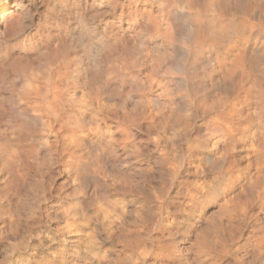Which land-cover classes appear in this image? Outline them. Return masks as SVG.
<instances>
[{
    "label": "bare ground",
    "instance_id": "6f19581e",
    "mask_svg": "<svg viewBox=\"0 0 264 264\" xmlns=\"http://www.w3.org/2000/svg\"><path fill=\"white\" fill-rule=\"evenodd\" d=\"M157 2L158 0H47L52 11L46 14L44 0H0V38L5 31L14 27L19 16L32 15V23H40L37 32L39 45L51 46L38 57L8 71L0 66V241L8 239V235L16 236L19 231L17 221L23 213L19 215L13 207L21 203L24 195L31 190L32 184L35 186L37 181L49 177L53 171L65 180L61 179L65 182L64 185L75 186L72 192L67 193L66 188V191H58L56 202L60 204L62 198L68 197L76 199L80 207V215H76L82 221L75 219L76 211H72L73 214L68 211L71 207L66 210L62 204H56L55 211L58 216L52 220L50 217L48 225L49 228L65 230L68 234L73 230H80L88 223L89 198L106 203L105 200L111 195L107 189L109 179L131 175L136 183H146V180H154L155 174L160 176L171 160L175 163L174 167L171 165L172 168L169 169L167 166L168 173H165V178L162 177L170 185L168 189L174 187L176 177L181 174H185V178L190 175L196 178L206 177L202 181L205 198L217 194L223 183L235 186L233 178L224 182L222 177L231 176L227 173L229 170L240 169L244 165L240 182L232 190L233 195L225 193L227 197L222 199L224 202L218 203V214L207 220V224L208 227H214L225 217L228 224H234L237 234L244 238L245 245L252 240L255 242L264 234V114L251 117L250 113L257 110V105L254 101L249 104V97L255 91L259 90L264 94V44L256 38L264 32V0H160L161 3L169 5L166 26L162 30L159 27L160 18L150 19L147 15L149 9L152 12L158 10ZM113 5L118 6L97 26V34L105 32L113 39L107 41L100 50L98 63L92 64L85 49L88 41L83 39V30L78 26L76 17L78 14L91 15L94 12L108 11ZM134 7L140 13L137 26L148 28L147 39L128 40L133 30L129 21ZM117 36L123 40L115 39ZM53 41L55 42L52 44ZM4 62V58L0 57V64ZM160 69L166 75L157 79L153 73ZM250 82L257 86L256 89L250 91ZM137 83L141 86L134 89L133 86ZM5 121H8L7 125ZM6 128L10 137L16 139V143L6 140ZM33 136L37 142H25ZM161 168H164L162 172ZM85 172L88 173L87 183L83 179ZM190 181L192 186L194 179ZM131 183L127 188L135 182ZM143 183L140 185L145 186ZM184 183H178L179 189L174 191L177 195L184 190ZM194 183L192 182L193 185ZM39 186L41 185L36 187ZM157 188L155 187V192L149 189L156 193L161 189ZM77 189L79 194L76 196ZM135 189L131 188L129 191ZM201 189L200 192L197 191L199 195L202 194ZM209 189L212 191L211 195H208ZM74 190L76 191L73 192ZM38 191L39 195L44 194L43 191ZM54 192L53 195L56 194ZM35 197H32L33 202ZM38 198L36 202L42 200ZM90 201L91 205L98 203ZM178 202L183 203L184 200L180 199ZM21 210L18 211L22 212ZM202 219L197 220L198 225L207 218ZM33 223L31 222L32 227L35 224ZM98 226H94V230ZM102 228L103 226L100 229ZM34 231L33 233L36 232ZM175 231L177 233L179 230L175 227ZM232 232L234 231L231 230L230 235ZM92 233L95 236L94 231ZM19 235L13 243L23 247V243L29 241V238L23 232ZM46 236L50 244L59 245L61 242L73 241L72 237L58 231L47 233ZM195 242L203 250L201 264H225L224 256L212 247L211 239L201 235ZM133 244L136 245V242ZM221 244L219 242L217 245ZM17 264H25L24 256H19Z\"/></svg>",
    "mask_w": 264,
    "mask_h": 264
},
{
    "label": "rangeland",
    "instance_id": "374dc122",
    "mask_svg": "<svg viewBox=\"0 0 264 264\" xmlns=\"http://www.w3.org/2000/svg\"><path fill=\"white\" fill-rule=\"evenodd\" d=\"M127 150H130V148H127ZM129 153H130V151H129ZM143 158V157H142ZM141 159V158H140ZM144 160V159H143ZM172 161V163H170ZM171 161H168V163H169V165H168V163L166 164V170L164 171V172H162L163 170L162 169H164V168H161L160 169V172H162V174L160 175V176H158L157 174H155V177H154V180L152 179L151 181H148L147 182V180L145 181L146 183H143V181L141 182L139 179H137L138 181H140L139 183H136V179H134L133 180V178H132V176L131 175H129V176H127V175H125L124 177H122V176H120L118 179H119V181H118V179L116 178V179H109L108 181H107V189L110 191V194L112 195H110L109 196V198L107 199V200H105L106 201V203L104 202V204H103V201H98V200H96L98 203H95L96 201L95 200H93L92 198H89V200H91L90 202H94L95 204H92L91 205V203H89V200H88V210L90 211H87V219H89V221L87 220V222L88 223H86L85 225H83L82 227H81V229L80 230H73V231H71V233L69 232L68 234H70V235H68L67 234V232L65 231V230H61V229H59V228H53V227H50L49 228V224H50V221H49V219H50V217H52L50 220H52V219H55L56 218V216H58L57 215V213H56V204L57 205H60V204H62V207L64 208L65 207V209L66 210H68L70 207L71 208H73L72 210H71V208L68 210L71 214H73L72 213V211H76L75 212V216H76V220L77 221H80L81 220V218H80V207L78 206L79 205V203L77 202V200L76 199H73V198H70V197H68V198H62L63 200L61 201V203L60 204H58V202H56V198H57V194L59 193L58 191H61V192H63V190L64 191H66V189H67V193L68 192H72V190L74 189L73 187H75V186H72V185H70L69 184V186H66V185H64L65 184V182H63V181H65V180H63V178H60V176L58 175V174H56L54 171L52 172V174H49V177H46V178H48L47 180H46V178H43V179H45V180H43V179H41L40 181H37L36 182V184H34L35 186H33V184L31 185V190L30 191H28L25 195H24V197L25 198H23V196H22V198L25 200V203H26V200H27V205L25 206V203H22L24 200L22 199L21 200V203H19V204H17V207L19 208V206L18 205H20V207L21 208H19V209H22L21 211L22 212H20V211H18L19 209L16 207V206H14V207H16V208H14L13 207V209H17L16 211H17V213L19 214V215H21L22 213V215L21 216H19L20 218H19V220L17 221V222H19V231H18V233L16 234V236L15 235H8V236H10V237H7L8 239H5L4 241H0V246H1V248H0V264H17V259H19V256L20 255H22V256H24V258H25V262H27V264H147V258H148V256H149V254H150V245H152V244H158V243H160V242H162V241H164V240H173V243L175 244V246L177 247V248H180V251L183 253H185V256H187V255H189V257L187 256V258H186V260H185V262H184V264H195V262H196V264H201V257L203 256V250H200L199 249V247L196 245V240H197V238H199L201 235H204V236H206L207 238H209V239H211L212 240V247L213 248H215V250L218 252V253H220V255L222 256H224L225 257V255H226V253H227V244H228V242L231 240V238L233 239L235 236H236V234H237V229H236V227L234 226V224H232V226H231V223H227L226 222V219H225V217H222V223H221V221L220 222H217V226L218 227H215L216 225H214V227H213V229L211 230V228L212 227H208L209 225L207 224L208 222H207V220H211V217L213 218L215 215H217L218 214V210H219V207H220V204H222L224 201H222V199H226V197H227V195H225V193H227L228 195H233V192H232V190L235 188V186L236 185H238V183L240 182V179H241V177L239 176V177H233V183H234V185L235 186H229V185H227V184H224L223 183V185H221L220 186V188L218 189V193L217 194H213V195H211L210 197H207V198H205L204 196H205V194H206V192H205V188H202V181H204L205 179H206V177L205 178H203V177H197L196 178V176H189V177H187V178H185L184 176H185V174H181V176L179 175L178 177H176V179H175V184L173 185L174 187L173 188H171V189H168V187L170 186V185H168V183L167 182H165L164 180L165 179H163L162 180V177L163 178H165V176H166V174L168 173L167 171L170 169V168H172L171 167V165L174 167V161L173 160H171ZM169 167V169H168V167ZM242 168H244V165H242L241 166V168L240 169H233V171L232 170H229L227 173H229L231 176L232 175H235L236 173L235 172H239V173H241L242 172ZM168 169V170H167ZM235 170V171H234ZM231 171L233 172V173H231ZM56 175H55V174ZM166 173V174H165ZM55 175V176H54ZM163 175V176H162ZM241 175V174H240ZM53 176V177H52ZM127 176V177H126ZM131 176V177H130ZM158 176V178L157 179H155L156 177ZM122 177V178H121ZM131 178L130 180H128L129 178ZM160 177V178H159ZM182 177H184V178H182ZM54 179V180H52V179ZM123 179V178H125V179H123V180H121V179ZM128 178V179H127ZM181 180H180V179ZM191 178V181L194 179V181H192L193 183L194 182H196L197 183V185L195 186V184L196 183H194V185L192 184V182L189 180ZM49 179H51V181H49ZM63 181H62V180ZM126 179H127V182H125L126 181ZM159 179H161V180H159ZM184 179H186L185 181H184ZM202 179V180H201ZM131 180H133V181H131ZM155 180H156V182H155ZM43 183H42V182ZM47 181H49V182H47ZM59 181H61V182H59ZM123 181V182H122ZM129 181H131V182H129ZM161 181V182H160ZM189 181L191 182V185L192 186H190V183H189ZM45 182H47V183H45ZM52 183V185H51V183ZM59 184H58V183ZM110 182L112 183V184H110ZM122 182V183H125L127 186H125L124 184H122V186L123 187H121V184L120 183ZM135 182V183H134ZM149 182H151L150 184H149ZM163 182H165V183H163ZM180 182H185L183 185V187H182V189H184V190H181L182 191V195L180 194H176L175 192L177 191V189H179V187H177V185H178V183H180ZM42 183V184H41ZM50 183V184H49ZM129 183H131V184H135V186H134V184H133V186L131 185L130 187L132 188V189H135L136 187L138 188V189H135V191H133V190H130L129 191V189H131L130 187L129 188H127L128 186H129ZM146 184L145 186H143V185H140V184ZM147 183H148V185H147ZM136 184H137V186H136ZM153 184V185H152ZM156 184V185H155ZM161 186H159V185ZM167 184V185H166ZM37 185H41V186H39V187H36ZM58 185H60L59 186V188H58ZM63 185H64V188H63ZM113 185V186H112ZM116 185H117V187L118 188H116ZM120 185V186H119ZM164 185V186H163ZM225 185V186H224ZM43 186V187H42ZM62 186V187H61ZM71 186H72V189H71ZM112 186V187H111ZM125 186V187H124ZM45 187V188H44ZM56 187V188H55ZM139 187H140V189H139ZM154 187V188H153ZM155 187H158L157 188V190L159 189V188H161V189H159L160 190V192L161 193H159V190H158V192L156 191V193H154L155 191H154V189H155ZM162 187H163V189H162ZM177 187V188H176ZM188 187V188H187ZM193 187H195V188H193ZM196 187H199V189H201V193L202 194H200L199 195V192H200V190L199 189H197ZM201 187V188H200ZM33 188H34V190H33ZM36 188V189H35ZM40 188V189H39ZM49 188H50V190H49ZM66 188V189H65ZM114 188H116L115 190H114ZM122 188H124V190H127V192L126 191H124V190H122ZM144 188V189H143ZM152 189V190H150V189ZM167 188V189H166ZM191 190H190V189ZM45 189V190H44ZM54 189V190H53ZM58 189V190H57ZM119 189V190H118ZM143 189V190H142ZM165 189V190H164ZM185 189H186V191H185ZM38 190H40V193L43 191V195H45V194H48V196H43V195H41V197H40V195H39V191ZM55 191L54 192V194L55 195H53V191ZM114 190V191H113ZM145 190V191H144ZM163 190V191H162ZM176 190V191H175ZM199 190V192L197 193V191ZM227 190V191H226ZM50 191V192H49ZM76 190H74L73 192H75ZM79 190L77 189V191L75 192V195L77 196L79 193H77ZM123 191L124 192H126V193H123ZM133 193H132V192ZM143 191V192H142ZM175 191V192H174ZM234 191V190H233ZM36 192H38L37 194H36ZM58 192V193H57ZM113 192V193H112ZM118 192V193H117ZM120 192V193H119ZM130 192V193H129ZM136 192H137V194H136ZM139 192V193H138ZM153 192V193H152ZM167 192V193H166ZM168 192H169V194H171V193H173V194H171L170 196H169V194H168ZM30 193V194H29ZM77 193V194H76ZM118 195H117V194ZM187 195H186V194ZM189 193V194H188ZM120 194V195H119ZM125 194V195H124ZM132 194V195H131ZM139 194V195H138ZM150 194V195H149ZM183 194H185V196L183 195ZM192 196H191V195ZM128 195V196H127ZM136 195V196H135ZM164 195V196H163ZM173 195V196H172ZM177 195V196H176ZM188 195H189V197H190V200H189V197H188ZM198 195V196H197ZM29 196V197H28ZM35 196H38V197H35ZM114 196V197H113ZM132 196V197H131ZM153 196V197H152ZM170 198H169V197ZM183 196V197H182ZM214 196V197H213ZM222 196V197H221ZM225 196V197H224ZM32 197H35L36 198V200H34V202L32 201L33 200V198ZM43 197H45V198H43ZM49 197V198H48ZM118 197V198H117ZM123 199H122V198ZM129 197H131V198H129ZM134 197H136V198H134ZM141 197V198H140ZM155 197H157V198H155ZM168 197V198H167ZM176 197V198H175ZM216 197V198H215ZM220 197V198H219ZM34 198V199H35ZM37 198H38V200H40V198L42 199V200H40V201H38V202H40L39 204H38V202H36L37 201ZM113 200H112V199ZM116 198V199H115ZM133 198V199H132ZM144 198H146V199H144ZM153 198V199H152ZM161 198V199H160ZM187 198V199H186ZM193 198V199H192ZM214 198V199H213ZM44 199V200H43ZM48 199V200H47ZM54 199V200H53ZM137 199V200H136ZM150 199V200H149ZM165 199H166V201H165ZM178 199V200H177ZM180 199H183L184 200V202L183 203H179L178 201L180 200ZM195 199H197V200H195ZM29 200V201H28ZM73 200V201H72ZM120 202H119V201ZM125 200V201H124ZM146 200H147V202H146ZM149 200V201H148ZM156 200H157V202L158 203H156ZM162 200H164L165 201V203L163 204V202L164 201H162ZM167 200H173V201H168L167 202ZM193 200V201H192ZM31 201V202H30ZM54 201V202H53ZM113 201V202H112ZM114 201H115V205H114ZM121 201H123V202H121ZM133 201V202H132ZM138 201H139V204H138ZM141 201V202H140ZM143 201V202H142ZM153 201H155V202H153ZM201 201V202H200ZM220 201H222V203L220 202ZM34 203V204H31V203ZM67 202V203H66ZM108 202V203H107ZM150 202H151V204H150ZM152 202H153V204H152ZM160 202L162 203V204H160ZM178 202V203H177ZM187 202H189V203H187ZM191 202V203H190ZM194 202V203H193ZM44 203V204H43ZM73 203V204H72ZM78 203V204H77ZM100 203H102V206L100 205ZM109 203H110V205L111 206H113L114 207V209L112 210V208H111V206L109 205ZM117 203V204H116ZM122 203V204H121ZM135 203V204H134ZM143 203V205H141ZM193 203V204H192ZM200 203V205H198ZM218 203H220V204H218ZM30 204V206H28ZM36 204V205H35ZM65 204V205H64ZM90 204V205H89ZM105 204H107V206L105 205ZM113 204V205H112ZM121 204V205H120ZM137 204V205H136ZM146 204V205H145ZM166 204H168V207H166L167 205ZM182 204V206H180ZM187 204V205H186ZM191 204V205H190ZM22 205V206H21ZM32 205H35V206H33L32 207ZM41 205H43V206H41ZM72 205H73V207H72ZM97 205H100V206H97ZM118 206V208H117V206ZM123 205V206H122ZM140 206V208H138L139 206ZM148 205V206H147ZM149 205H151V206H149ZM157 205H159L158 207H160L159 209L160 210H158V207H156ZM162 205V206H161ZM165 205V206H164ZM184 205V206H183ZM26 208H24V207ZM104 206H105V208H104ZM125 206V207H124ZM147 206V207H146ZM178 206V207H177ZM188 206V207H187ZM23 207V208H22ZM34 207H36V209L34 208ZM42 207H43V210H42ZM44 207H45V210H44ZM68 207V208H67ZM92 207V208H91ZM94 207V208H93ZM117 209H116V208ZM153 207H154V209H153ZM193 207H194V209H193ZM198 207V208H197ZM41 208V209H40ZM97 210H96V209ZM99 208V209H98ZM100 208H102L101 210H100ZM108 208V209H107ZM126 208V209H125ZM142 208V209H141ZM166 208V209H165ZM168 208V209H167ZM180 208V209H179ZM35 209V210H34ZM53 209H54V211H53ZM76 209V210H75ZM95 209V210H94ZM119 209V210H118ZM122 209V210H121ZM136 209V210H135ZM145 211H144V210ZM151 209V210H150ZM153 209V210H152ZM163 209V210H162ZM175 209H177V211L175 210ZM184 209V210H183ZM188 211H187V210ZM25 210H26V212H25ZM34 212H32V211ZM39 210V212H37ZM42 210V211H41ZM106 210H109V211H106ZM150 210V211H149ZM162 210V211H161ZM170 210V211H169ZM172 210V211H171ZM179 210V211H178ZM14 211V210H13ZM16 211H14L15 213H16ZM29 211H30V213H29ZM40 211H41V213H40ZM92 211H94V212H92ZM111 211H114V212H111ZM120 211H124V213L122 214ZM144 211V212H143ZM158 211H159V213H158ZM166 211V212H165ZM187 211V212H186ZM192 211V212H191ZM194 211V212H193ZM214 211V212H213ZM37 212V213H36ZM43 212V213H42ZM99 212V213H98ZM111 212V214L109 215V213ZM119 212V213H118ZM141 212H143V213H141ZM153 212V214H151ZM156 212V213H155ZM161 212V213H160ZM210 212H213V213H211V215H208V214H210ZM26 213V214H25ZM39 213V214H38ZM47 213V214H46ZM50 213V214H49ZM52 213V214H51ZM55 213H56V215H55ZM89 213V214H88ZM92 213H96V215H98V216H96L95 214H92ZM98 213V214H97ZM120 213H121V219H120ZM155 213V214H154ZM172 213V214H171ZM193 213V214H192ZM201 213V214H200ZM25 214V215H24ZM34 214V215H33ZM36 214H38V215H36ZM76 214H79V215H76ZM108 214V215H107ZM112 214H113V216H112ZM117 214V215H116ZM138 214V215H137ZM142 214V215H141ZM203 214V215H202ZM205 214V215H204ZM35 215H36V218H35ZM47 215V216H46ZM55 215V216H54ZM124 215V216H123ZM137 215V216H136ZM157 215H158V217L159 218H157ZM25 216V217H24ZM26 216H28V217H26ZM54 216V217H53ZM112 216V217H111ZM116 216H117V218L118 219H120V220H118L117 218H116ZM139 216V217H138ZM160 216H161V219H160ZM163 216V217H162ZM172 216V217H171ZM187 216V217H186ZM197 216V217H196ZM198 216H200V217H198ZM204 216V217H203ZM209 216V217H208ZM39 217V219H37ZM44 217H46V218H44ZM49 217V218H48ZM89 217V218H88ZM91 217H92V219L95 221V222H93V220L91 219ZM104 217V218H103ZM116 218V219H114V218ZM124 217V218H123ZM195 217V218H194ZM27 218V219H26ZM32 218H33V220H32ZM79 218V219H78ZM94 218H97L96 220L94 219ZM103 220H102V219ZM139 218V219H138ZM179 220H178V219ZM187 220H186V219ZM205 219V218H207V219H205V221H202L201 223H199V225H198V219ZM38 221H37V220ZM41 219V220H40ZM114 219V220H113ZM144 219V220H143ZM192 219V220H191ZM202 219V220H203ZM225 219V220H224ZM113 220V221H112ZM116 220V221H115ZM137 220H138V222H137ZM140 220V221H139ZM159 222V224H157L156 222ZM161 220V221H160ZM185 220V221H184ZM195 220V221H194ZM22 221V222H21ZM26 221H28V222H26ZM82 221V220H81ZM97 221V222H96ZM110 221H112V222H110ZM114 221H115V223H114ZM136 221V222H135ZM142 221V223L144 224V225H142V223H140ZM144 221H146V222H144ZM191 221V222H190ZM224 221V222H223ZM31 222L33 223H35V224H37V225H35L34 223V228L32 227V225H31ZM93 222V223H92ZM121 223L120 225H119V223ZM122 222H123V224H122ZM176 222V223H175ZM196 222V223H195ZM204 222H205V224H204ZM25 225H24V224ZM140 224V226H139V224ZM156 223V224H155ZM165 223H167V225L168 226H171V227H169V228H165L164 230H163V228H162V225H164ZM219 223V224H218ZM224 223V224H223ZM227 223V224H226ZM234 223H236L235 221H234ZM23 224V225H22ZM30 226H29V225ZM39 224V225H38ZM43 226H42V225ZM88 224V225H87ZM91 224V225H90ZM102 224H104V225H102ZM222 224V225H221ZM22 225V226H21ZM87 225V226H86ZM98 226V228H96L95 230H94V228L95 227H97ZM111 225H113L112 227H111ZM119 225V226H118ZM190 227H189V226ZM203 225V226H202ZM205 225H207V227L205 226ZM228 225V226H227ZM29 226V227H28ZM90 227V229L91 230H93L94 231V233H95V236H94V234L92 233L93 231H89L90 229H89V227ZM91 226H92V228H91ZM95 226V227H94ZM103 226V228L102 229H100L101 227ZM177 226H179V231H177V233H176V231H175V227L177 228ZM194 226V227H193ZM200 226V227H199ZM219 226H220V228H219ZM223 227V229H225V231H222L223 229H222V227ZM234 226V227H233ZM21 227L23 228L22 230H21ZM27 227V228H26ZM36 227V228H35ZM40 227V228H39ZM85 227V228H84ZM88 227V228H87ZM120 227V228H119ZM174 227V228H173ZM199 227V228H198ZM203 227V228H202ZM206 227V228H205ZM227 227V228H226ZM181 228V229H180ZM216 228V229H215ZM235 228V229H234ZM54 229V230H53ZM58 232H60V233H62L63 235H67L68 237H72V239H73V241H71L70 243L69 242H61V243H59V245L58 244H50V243H48L47 242V240H46V235H47V233L48 234H50V233H57V231ZM59 229V230H58ZM82 229H83V232H82ZM88 231H87V230ZM183 229V230H182ZM198 229V230H197ZM215 229V231L213 232V230ZM219 229V230H218ZM25 230H27V231H25ZM35 232V233H33V231ZM87 232H86V231ZM97 230V231H96ZM169 230H171V231H173V232H171V231H169ZM177 230V229H176ZM187 230V231H186ZM203 230H205V231H203ZM208 230H210V231H208ZM218 230V231H217ZM232 230V231H234V232H232L231 233V235H230V231ZM0 231H1V228H0ZM48 231V232H47ZM64 231V232H63ZM194 231V232H193ZM217 231V232H216ZM221 233H220V232ZM229 231V232H228ZM21 232H23V234L25 235H27V237L29 238V241L28 240H26V242L25 243H27V244H25V243H23L24 244V246H23V244H22V246L23 247H21V245L20 246H17L18 244H16V246H15V243H13V241H15L16 242V240H17V235H19V234H21ZM28 232V233H27ZM32 232V233H31ZM44 232V233H43ZM50 232V233H49ZM73 232H78V234L77 233H73ZM85 232H86V234L87 235H85ZM90 232V233H89ZM97 232V233H96ZM170 232V233H169ZM210 232H212L211 233V235H210ZM223 232V233H222ZM29 233H31V234H29ZM46 233V234H45ZM126 234L125 235V237L123 236L124 234ZM173 233V234H172ZM221 235V236H219V234ZM227 233V234H226ZM33 234H37L36 236H34ZM91 234V235H90ZM93 234V235H92ZM135 234V235H134ZM168 234V235H167ZM169 234H170V236H169ZM217 234H218V236H217ZM233 234V235H232ZM29 235H30V237H32L33 236V238H30L29 237ZM74 235V236H73ZM77 235H79L78 236V238L76 237ZM81 235V236H80ZM98 235V236H97ZM137 235V236H136ZM174 236L175 235V237H172V236ZM215 235H216V237H215ZM238 235V234H237ZM12 236V237H11ZM20 236V235H19ZM87 236V237H86ZM134 236V237H133ZM139 236V237H138ZM211 236V237H210ZM213 236H214V238H213ZM222 236H224V237H222ZM230 236H231V238H230ZM82 237V238H81ZM91 237H92V239H91ZM131 237H133V238H131ZM168 237V238H167ZM190 237V238H189ZM193 237V238H192ZM226 237V238H225ZM13 238V239H12ZM85 238H86V240H85ZM88 238H89V242H88ZM125 238H126V242H125ZM138 238H141V240H139ZM179 238V239H178ZM214 240H213V239ZM217 238H218V240H217ZM105 239V240H104ZM132 239H133V241H132ZM143 239H144V241H143ZM184 239V240H183ZM223 240V241H221V240ZM7 240V241H6ZM8 240H9V242H8ZM11 240V241H10ZM32 240V241H31ZM77 240H78V242H77ZM174 240H175V242H174ZM177 240V241H176ZM195 242H193V241ZM215 240H217L216 242H215ZM39 241H40V243L42 244H40L39 243ZM136 242V245L135 244H133V243H135ZM142 241V242H141ZM187 241V242H186ZM189 241V242H188ZM36 242L38 243V244H36ZM44 244H43V243ZM73 242V243H72ZM76 242V243H75ZM81 242V243H80ZM88 242V243H87ZM129 242V243H128ZM193 242V243H192ZM219 242H221L222 244L221 245H217ZM10 243V244H9ZM13 243V244H12ZM45 243H48V244H45ZM139 243H140V245H139ZM189 243H191V245L189 244ZM5 244V246H3V245ZM8 244V245H7ZM29 244H31V245H29ZM41 246H40V245ZM61 244V245H60ZM127 244V245H126ZM188 246H187V245ZM192 244H193V246H192ZM26 245H29V246H26ZM33 245V246H32ZM35 245V246H34ZM38 245V246H37ZM58 247H57V246ZM67 245V246H66ZM74 245V246H73ZM135 245V246H134ZM223 245H224V247H223ZM9 247V248H7V247ZM26 246V247H25ZM60 246H62V247H60ZM189 246H190V248H189ZM198 248H196V247ZM216 246V247H215ZM218 246H220V247H218ZM226 246V247H225ZM4 247V248H3ZM17 248V249H13L12 250V248ZM20 247V248H19ZM37 247V248H36ZM191 247H193V248H191ZM59 248V249H58ZM23 249V250H22ZM183 249V250H182ZM21 250V251H20ZM34 250V251H33ZM58 250V251H57ZM60 250V251H59ZM70 250V251H69ZM190 250V251H189ZM221 250H223V251H221ZM225 250V251H224ZM6 251V252H5ZM7 251H8V253H7ZM12 251V252H11ZM15 251V252H14ZM32 251V252H31ZM191 251H192V253L194 254L196 251H198V252H200V253H195L194 255L191 253ZM39 252V253H38ZM53 252H54V254H53ZM64 252V253H63ZM26 253H28V254H26ZM29 253L31 254V255H29ZM8 254V255H7ZM12 254H14V256L12 255ZM24 254V255H23ZM39 254V255H38ZM192 255V257L194 258H192V257H190L191 255ZM197 254V255H196ZM7 255V256H6ZM11 255V256H10ZM36 257H35V256ZM29 256V257H28ZM4 257H6L7 258V260H9L10 262H7V260H5L6 258H4ZM18 257V258H17ZM28 257V258H27ZM58 257V258H57ZM65 257V258H64ZM67 257V258H66ZM69 257H71V260H70V258ZM79 257V258H78ZM196 257V258H195ZM69 258V259H68ZM83 258V259H82ZM200 258V259H199ZM16 259V260H15ZM28 260V261H27ZM190 260V261H189ZM192 260V261H191ZM6 261V262H5ZM194 261V262H193ZM200 261V262H199ZM5 262V263H4ZM15 262V263H14ZM188 262V263H187Z\"/></svg>",
    "mask_w": 264,
    "mask_h": 264
},
{
    "label": "clouds",
    "instance_id": "9594fccd",
    "mask_svg": "<svg viewBox=\"0 0 264 264\" xmlns=\"http://www.w3.org/2000/svg\"><path fill=\"white\" fill-rule=\"evenodd\" d=\"M45 13L52 11V8L44 0L43 4ZM118 5H113L108 11L94 12L91 15L78 14L76 17L78 26L83 30V39L88 41L85 49L90 57L92 64H97L100 50L112 37H108L105 32L97 34V26L100 22L105 21V17L112 14ZM157 11L152 12L150 9L147 10L148 18L152 19L155 17L160 18L159 27L162 30L166 26V15L169 10V5L163 4L158 0ZM139 10L133 8L131 13V20L129 26L133 28L130 32L128 40L132 39H147L148 28L144 26H137V17L139 16ZM32 15H21L14 27L10 31H5L2 38H0V57L4 58V63L0 66L4 67L6 71L13 69L19 65H23L28 61H31L34 57H38L43 50L50 47H41L38 43L37 32L40 28V23H32ZM87 37V39H85ZM264 32H261L256 38L261 44H264ZM115 39H122L117 36ZM123 40V39H122ZM56 41V40H55ZM53 41L52 44L55 42ZM12 42V43H10ZM51 44V45H52ZM90 70H93L92 68ZM157 79L162 78L166 75L163 69L157 70L153 73ZM135 79V77H134ZM102 86H105L102 84ZM140 84H134V89L140 87ZM256 85L249 84L250 91L256 89ZM255 102L257 110L250 113L251 117H256L258 114H264V94H261L259 90L255 91L254 94L249 97V104ZM8 124V121H5ZM14 130V129H13ZM5 138L10 143H16V139L10 137L9 132L6 128ZM26 143L37 142L33 136L31 139L25 141ZM241 173H236L232 176L222 177L224 182H229L234 176L239 177ZM84 182H88V173L85 172L83 176ZM212 191L209 189L208 195H211ZM167 223L162 225L163 230L169 228ZM179 230V226L176 228ZM244 238L240 235H236L227 244L228 251L224 257L225 264H264V234H261L259 238L253 242V240L245 245L243 243ZM150 247V254L147 258V264H184L186 256L182 253L173 243V240H164L158 244H152ZM29 255H31L29 253ZM27 264V262H25Z\"/></svg>",
    "mask_w": 264,
    "mask_h": 264
}]
</instances>
